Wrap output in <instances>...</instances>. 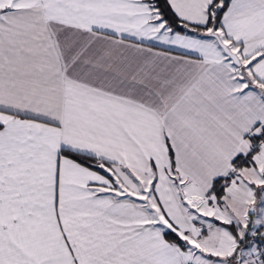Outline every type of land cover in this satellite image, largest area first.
<instances>
[{
  "label": "snow or ice",
  "instance_id": "obj_1",
  "mask_svg": "<svg viewBox=\"0 0 264 264\" xmlns=\"http://www.w3.org/2000/svg\"><path fill=\"white\" fill-rule=\"evenodd\" d=\"M0 264H264V0H0Z\"/></svg>",
  "mask_w": 264,
  "mask_h": 264
}]
</instances>
